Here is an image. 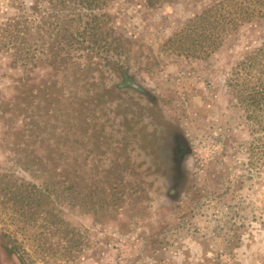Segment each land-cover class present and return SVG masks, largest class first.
Wrapping results in <instances>:
<instances>
[{
  "label": "rangeland",
  "instance_id": "1",
  "mask_svg": "<svg viewBox=\"0 0 264 264\" xmlns=\"http://www.w3.org/2000/svg\"><path fill=\"white\" fill-rule=\"evenodd\" d=\"M215 1L113 0L92 49L71 0H0V264H264V130L228 87L264 18L208 52Z\"/></svg>",
  "mask_w": 264,
  "mask_h": 264
},
{
  "label": "trees",
  "instance_id": "2",
  "mask_svg": "<svg viewBox=\"0 0 264 264\" xmlns=\"http://www.w3.org/2000/svg\"><path fill=\"white\" fill-rule=\"evenodd\" d=\"M112 1L71 0L78 10L85 11L88 16H86L88 20L85 21L82 32L84 36H89V40L93 44L92 49H95L100 42H104L105 47L115 42V38L110 39L109 42L106 41V37L101 35L99 27L102 23L101 19L107 17L106 13L99 12L109 7ZM177 1L179 0H144V3L148 9H154L166 4H174ZM263 18L264 0H217L190 21L193 25L192 32L200 31L199 39L203 37V45H201L205 50L211 52L221 46L226 37L234 30ZM185 48L188 50L189 47ZM234 70L232 84L230 83L228 87L233 96L237 98L238 104L247 113L248 118L253 121L254 129L255 127L261 128L263 131L264 45L246 55L244 61H241Z\"/></svg>",
  "mask_w": 264,
  "mask_h": 264
}]
</instances>
